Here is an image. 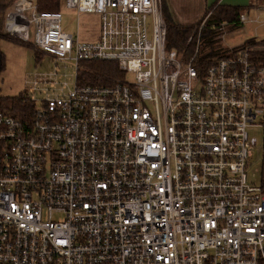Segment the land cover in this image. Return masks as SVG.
<instances>
[{
  "label": "built area",
  "instance_id": "1",
  "mask_svg": "<svg viewBox=\"0 0 264 264\" xmlns=\"http://www.w3.org/2000/svg\"><path fill=\"white\" fill-rule=\"evenodd\" d=\"M59 5L98 15V39L31 0L4 18L5 35L76 73L30 118L0 113V264H264V191L247 173L264 68L250 49L196 68L165 49L161 0ZM89 61L120 77L80 84Z\"/></svg>",
  "mask_w": 264,
  "mask_h": 264
},
{
  "label": "rangeland",
  "instance_id": "2",
  "mask_svg": "<svg viewBox=\"0 0 264 264\" xmlns=\"http://www.w3.org/2000/svg\"><path fill=\"white\" fill-rule=\"evenodd\" d=\"M11 9L10 7L8 11ZM60 13L62 15V29L65 32L77 36L80 41L88 42L98 39L100 31V17L98 15L77 14L62 6H60ZM217 38L205 49L228 53L243 47L249 39L260 42L264 39V32L254 34V32H246L240 29L223 28L221 32H218ZM262 48L260 46L254 47V49L259 50ZM0 53L4 55V67L0 71V95L2 96L18 97L25 92L34 90V93L29 94L28 97L36 103L55 95L67 94L74 86L76 66L75 62L71 60H56L43 53L42 55H34L35 52L27 49L26 46L4 39H0ZM37 57H39L38 60ZM82 63L80 67H82ZM253 135L258 144L252 152L247 173L251 181L260 184L263 131L256 130Z\"/></svg>",
  "mask_w": 264,
  "mask_h": 264
},
{
  "label": "trees",
  "instance_id": "3",
  "mask_svg": "<svg viewBox=\"0 0 264 264\" xmlns=\"http://www.w3.org/2000/svg\"><path fill=\"white\" fill-rule=\"evenodd\" d=\"M15 1L0 0V39L24 45L27 49L33 50L35 52L34 55H42L41 52L30 44L3 33L5 14ZM31 1L34 2L39 12L60 11V0ZM161 1L162 15L166 25L165 49L167 51H176L184 63L192 61L196 68H199V62L210 61L212 58L225 54L218 51L206 50L205 48L218 39L217 34L223 28L240 29L243 25L240 23L239 18L248 12L247 7L223 6L214 3L204 9L203 15L195 23L180 25L172 20L164 0ZM256 46L263 48L260 50L254 49ZM245 47L250 49L251 61L264 68V40L257 42L254 39H249L243 46V48ZM207 52L209 53L206 54ZM38 59L39 57H37ZM3 67L4 55L0 53V71ZM81 68L78 69L76 78L80 84H104L120 76L118 68L113 62L89 61L82 63ZM34 107L35 103L28 97L27 92L18 97L0 95V113L11 115L15 118L28 119L31 117ZM260 186L264 191V130L260 160Z\"/></svg>",
  "mask_w": 264,
  "mask_h": 264
},
{
  "label": "crops",
  "instance_id": "4",
  "mask_svg": "<svg viewBox=\"0 0 264 264\" xmlns=\"http://www.w3.org/2000/svg\"><path fill=\"white\" fill-rule=\"evenodd\" d=\"M164 2L172 20L180 25L195 23L203 15L204 9L214 3L223 6L247 7L248 12L244 13L246 21L240 30L254 32V34L264 32V0H164Z\"/></svg>",
  "mask_w": 264,
  "mask_h": 264
}]
</instances>
